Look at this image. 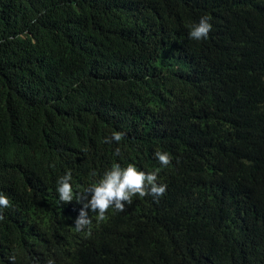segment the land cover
Instances as JSON below:
<instances>
[{"label": "trees", "instance_id": "16d2710c", "mask_svg": "<svg viewBox=\"0 0 264 264\" xmlns=\"http://www.w3.org/2000/svg\"><path fill=\"white\" fill-rule=\"evenodd\" d=\"M115 164L166 193L77 231ZM0 194V264H264V0H0Z\"/></svg>", "mask_w": 264, "mask_h": 264}, {"label": "clouds", "instance_id": "9594fccd", "mask_svg": "<svg viewBox=\"0 0 264 264\" xmlns=\"http://www.w3.org/2000/svg\"><path fill=\"white\" fill-rule=\"evenodd\" d=\"M212 30V24L208 17H201L199 22L191 27L189 36L191 39L200 41L207 39ZM123 133L113 132L112 137L105 138L106 143L111 140L119 142ZM119 155V149L116 150ZM159 162L167 166L171 162V156L167 152L157 151L154 153ZM92 175H95L93 172ZM72 174L67 172L57 181L56 191L59 199L63 202L70 203L73 201V186L71 183ZM158 177L155 172L145 173L138 170L133 164L122 168L119 164L113 165L109 170L105 171L103 177L97 182L89 185L83 192L77 195L78 203H82L79 216L75 220L77 231L83 230L91 223L88 210L97 213V219L103 220L105 214L110 207H114L117 211L123 212L126 204H131L132 197L139 194L140 197L152 195L160 197L166 193L167 185L157 182ZM90 197V198H89ZM10 201L4 194H0V208H8ZM4 217L0 213V220ZM14 259V257H13ZM48 264H54L52 260Z\"/></svg>", "mask_w": 264, "mask_h": 264}]
</instances>
